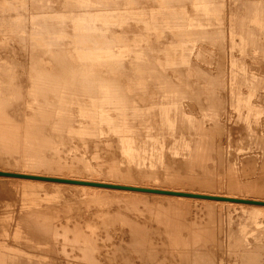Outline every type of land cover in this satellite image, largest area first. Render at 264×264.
Here are the masks:
<instances>
[{"label": "rangeland", "instance_id": "rangeland-1", "mask_svg": "<svg viewBox=\"0 0 264 264\" xmlns=\"http://www.w3.org/2000/svg\"><path fill=\"white\" fill-rule=\"evenodd\" d=\"M23 1L28 4V0ZM51 1L55 3L54 0H35L41 9H57L58 4L53 5ZM133 1L137 3L135 7L140 8L138 11L148 10L147 0ZM210 1L212 0L208 1L209 6L213 10L208 17L202 16L203 18L198 20V16L193 15L196 18L194 22L199 25L192 27L193 32L190 31V35H184V38L188 37L191 41L183 63L174 64L176 67H169L165 73L159 71L168 83L160 86V91H155L148 85L146 93L132 95L131 100L138 106L153 102L151 107L144 109L147 111H144L142 116L131 113L129 115L130 135L135 138L133 145L139 149L138 152L141 151L145 155L139 162L123 151L115 134L107 133L94 124L90 126L93 119L89 118L88 114L80 113L81 109H87L84 107L86 98L75 95L79 101L75 98L74 101V94L69 96L63 90L57 91L55 95L65 102L64 107L67 106L62 109L69 113L63 110L59 113L63 114L66 124L63 119L59 122L53 117L54 120H51L56 123L51 121L50 124V130L53 128L55 131L52 137L49 136L50 131H37L33 125L35 120H31L33 117L29 112L30 108H26L25 100L31 83L35 91L36 85H41L39 82L42 77L31 78L30 64L34 57L29 44L26 46L23 43L20 49H16L20 55L9 45L8 54L12 56L13 64L19 68L18 76L21 79L17 74H12L16 78L0 75V78H3L0 82L8 84L10 79L15 78L19 86L23 84L20 92L23 90L25 96L23 97L24 93L21 95L15 91L13 100L11 98L6 106L7 115L11 116V119L9 125L0 128V170L28 171L45 176L120 184H154L157 187L182 191L264 199V36L257 33L256 42L247 44L244 51H239L240 48L230 42V32L233 31L234 20L241 15L238 6H242L241 2L253 0ZM255 1L259 7L264 6V0ZM27 4L24 6L28 8ZM122 4H127V1L109 0L96 3L95 7L116 9L123 6ZM172 8L168 9L172 11ZM21 11V14L26 12L12 8L6 11L5 15H21ZM263 11L264 9L259 17H264ZM175 13L177 14L176 10L173 14ZM186 13L189 14V11L186 10ZM178 16H167L170 17L168 22L172 27L164 26L161 33L163 43L158 44V48L169 40L170 31L177 30L178 26L174 27V24L180 21L175 18ZM23 17L26 28L24 27L20 34L24 37L28 36L26 31L31 27L34 36L43 39L46 38L44 33L48 31L47 28H51L49 31H55L58 26L63 29L61 26L67 31L70 27H47V24L44 25V22L40 21L41 18L34 17L30 12ZM136 23L133 20H124L115 28L120 32L124 30L125 35L129 37L132 36L129 30L138 31L141 27V24ZM27 24L31 27L28 28ZM157 25L161 24L157 22ZM44 29L46 30L43 31ZM69 30L72 29L68 28ZM111 31L109 29L105 33L110 35ZM51 40L52 43L55 40V45L46 42L48 49L53 50L61 45V48L54 49L57 53L59 51L56 56H60V49L64 48V55L71 49L65 36L57 37L53 34ZM156 44L139 38L132 46L137 52L140 50V56H143L142 52L145 54L148 47H156ZM26 47L29 49L26 50ZM67 55L69 58L64 57L62 61L70 59V54ZM2 57L0 54V63ZM234 60L243 64V70L233 72ZM144 61L147 62V58L140 59V63ZM125 65L126 63L119 67L116 73H121L117 76H127L129 69L127 71ZM77 73L79 78L76 79L79 81L91 78L90 74L95 75L91 71ZM50 82L49 80V84ZM130 88L134 90L135 87ZM65 92L67 96H64ZM236 92L242 93L246 98L241 104H237L236 96L233 95ZM33 96L36 97V94ZM139 96L142 99H136ZM30 101L33 102L31 108L52 102L50 97L43 96L32 97ZM54 101L58 106V102ZM116 101L112 99L104 105L106 113L113 117L119 112L122 103ZM19 102H22V105ZM80 103L82 104L79 105ZM164 108L172 127L159 130L156 128L161 123L159 116ZM71 110H74V113L70 112ZM128 111L132 110L128 107L126 113ZM12 115L15 116L14 119ZM66 117L70 118L66 121ZM113 122L116 120L113 119ZM70 129L76 130L78 136H69ZM160 132L165 136L156 146L149 139ZM80 136L82 138L78 139ZM151 178H155L156 182ZM0 179V223H8L9 217L12 218V221H9L11 224L8 226V233H0V264H39L38 260L43 258L49 261L46 264H264V220L247 241L233 244V240L238 237V229L245 222L243 212L233 206L228 208L221 202L215 204L216 200H163L158 196H150L152 193H148V190L142 191L145 194H138L143 197L121 199L113 198L109 195L112 193L86 194L80 187L67 185L63 186L60 195H56L51 183H43L42 193L48 191L46 197L41 195L35 198L23 195L16 180L14 182L7 176H0ZM15 229L17 236L14 234ZM64 230H68L69 234L78 230L82 237H86L88 244L74 243L70 238L66 240ZM16 241L26 244L18 245Z\"/></svg>", "mask_w": 264, "mask_h": 264}, {"label": "bare ground", "instance_id": "bare-ground-1", "mask_svg": "<svg viewBox=\"0 0 264 264\" xmlns=\"http://www.w3.org/2000/svg\"><path fill=\"white\" fill-rule=\"evenodd\" d=\"M54 1L55 3L51 1L53 5L58 4V6L56 5L57 9L53 8L55 10H53L52 7L51 9H47V8L41 9L40 5L37 4L35 0H28V4L25 3L23 0H0V54L3 56L1 58L2 62L0 63V75H4L6 77L11 78L12 76L15 77L12 74H17L16 76H18L19 75L18 72H20V70H18L19 68L11 61L12 56L8 54V48L10 47L9 45H11L16 51V49L21 48L23 43H25L24 45L29 44L31 46V53L33 54L34 57L32 59V63L30 64L31 65L30 74L32 75L31 78L34 76L42 77L41 82H39L41 83V85L35 84L36 90L34 91L33 83H31L30 90H28L26 93L27 94L26 95L27 99L25 100L26 108L28 109L30 108L29 112L33 117L31 118V120L32 119L35 120V122H33L34 128H36L37 131H39L40 133H44V132L46 133L50 131L51 135H49V133L48 135L52 137L53 132L55 131H53V128H51L50 130V124L52 121L51 119H53L54 117V119L59 120V122L62 119L65 122V118L63 114H59L60 111L63 110L62 107L65 106L64 105L65 102L60 98H56L57 95H55V93H57V91L59 90L66 91L69 94V96L71 93L74 94L72 95L74 97L73 98L71 97L72 99L75 98V95H78L79 97L82 96V98H86L84 99L85 101L84 107H87V109L85 110L81 109L80 113L83 115L88 114L89 118L93 119L92 120L93 123L91 122L92 124H90V126L94 124V126H99V129L106 130L107 133L115 134L117 136V140L119 141V143H121L120 145L123 147V151L130 158H132L133 160L136 159L139 162L141 158L145 155L141 153V151L138 152L137 150L139 149H136V147L133 145V140L135 138L132 135H130L131 127L129 126L128 123L129 115L131 113L142 116L144 114L143 112L147 111L144 109L151 107L153 105V102H150L147 105L138 106L135 101L131 100L132 95L146 93V86L148 85L153 90L157 91L158 88H160V86L164 85L165 83H168L167 80H164L165 77H163L159 71L165 73V71L169 69V67L174 68L176 67L175 66L176 64L180 65L181 63H183V60L185 58V53L187 52L186 50L188 49V45L191 41L190 38L188 37H187L188 39L184 38V35L185 36L190 35L191 33L190 31H192L191 30L192 27L199 25L197 22L196 23L194 22L196 18H194L195 16L193 17V15H197L198 20H201V18L203 17L207 18L210 12L213 10L209 6V2H208L209 0H149L150 2H148L147 0L146 6L149 7H147L148 8L147 11L144 10L146 12L138 11L139 7L138 6L135 7V4L137 5V3H135L133 0H126L127 4L124 5L122 4L123 6H119L116 9L95 7L96 3H102L105 1L108 2L109 0H54ZM241 3L242 6L241 5L238 6L239 10L241 11V15L238 18H236L233 22L232 25L233 31L231 30L230 32V36H231L230 42L232 43L233 46L237 45L240 48L239 51H244L245 46L247 44L249 43L253 44L254 42H256L255 37L257 33H259V36H264V17H259L260 12H262V10L264 9V6L259 7L258 2H256L255 0L249 2H241ZM24 4L29 5L28 8L24 6ZM46 4L47 3H45V5ZM116 4L118 3L116 2ZM142 4L144 5L143 1ZM139 5L141 6V3H139ZM50 6H52V4ZM170 7L171 8L173 7L172 11L168 9ZM12 8H19L21 10L23 9L26 12H23V14H21L22 13L21 11L20 12L21 15L11 14V17H8L10 16L8 14L6 16L5 12L9 11ZM184 8L189 11V14L186 13V10L184 11ZM174 10H176L179 16L176 13L173 14ZM28 12H30V14L33 15L34 17L36 16L41 18L42 20L40 21L41 22L43 21L44 25L47 24V27H50L48 25H51V27H53L52 25H62V26L66 25V27L69 25L70 27L68 28L69 29L71 28L72 30L68 31L67 28L66 29L67 31H64L65 28L61 26L60 28L63 29H59V26L58 28L56 26V28L58 29V30L56 29L57 31L56 30L49 31L51 28H47L48 31H45L46 29L43 30L45 31L44 34H46V38L43 39V38L35 37L34 36L35 34L32 32L31 29L32 27L31 26H30L31 28L28 27L27 24V27L30 28L31 31L30 29L26 31L28 32V36L24 37L23 35L20 34V32L22 31V29L26 28L24 26L25 18L23 17V15H25ZM168 15L172 17L175 15L178 16L175 18H178V20L180 21L179 22L176 21L177 24H174V27L178 26V28L177 30L170 31L168 34L169 40L161 48H158L159 45L163 43V37L161 33L164 30V26L172 27L168 22V19L170 18L167 17ZM124 20H133L138 24H141V27H139L138 31L136 29L133 30L137 32H133L129 30V33L132 32L131 33L132 36L129 35V37H127L125 35L126 33L124 32V30L123 32H120V30H117L115 28L118 24H120ZM157 22L161 25L156 26ZM109 29L112 30L111 31L112 33L110 35L105 33V31ZM182 29L184 31H182ZM53 34H55V36L57 37L65 36L68 39L67 41L68 44L67 42L66 44L71 46L69 52L67 51L70 54V59H68L69 58V55H67L68 53L65 54L66 56L62 54L63 52L62 50L64 48L60 49L61 52L60 56L57 55L59 58H61V60L55 55V54H59L58 51L59 49L57 50L58 53L54 50L57 49L58 46L57 47L55 46L56 48L54 49L53 47H51L53 50L47 48L46 42L49 43L52 41L51 39ZM139 38H141L142 40L148 43H157L156 44L157 46L148 47L146 53L143 54L142 52L143 56H140L141 55L140 50L139 52H137L136 50L133 49L132 46V44L134 42H137ZM52 44L50 46H52ZM56 44L59 45V43ZM63 44H65V42H63ZM60 46L61 45H59V47ZM27 48L28 47H26V50ZM256 51H254V53H257ZM132 53L133 56H131ZM15 56L16 55H14V57ZM67 56H68L67 58L68 60L62 61V59H64V57ZM130 57L132 58L130 59ZM128 58L130 59V61ZM141 58H147V62L144 61L140 63ZM125 63L126 65L124 67L125 69H127V71L129 69V71L127 76L125 78H122L117 76V74H120L121 72L120 73H116V72L119 70V67L124 65ZM240 70H243V64H240L237 60H234L233 72L237 73V71ZM80 71L82 72L91 71L95 75L90 74L91 78L87 77L84 79V77L87 75L85 73L86 75L85 76L83 75L84 77H82L84 80L80 78L81 81H79L76 78L78 77L77 72ZM41 72L42 74H40ZM75 74H77L76 77H74ZM15 78L10 79L8 84L0 82V125H1L0 128L4 127L5 125H9L11 116L7 115L6 106L11 98L13 100V95L15 91L19 92V94L21 93V95L24 93L23 97L25 96V92L22 90L23 87H21V85L23 84L19 86L16 83ZM18 78L20 77L18 76ZM27 80L28 79H26V81ZM49 80L51 81L50 82L51 84H49ZM136 80L139 81L136 82ZM131 86L135 87L134 90L130 88ZM20 88H22L21 92H20ZM67 93L64 96H67ZM35 94L36 97L33 96ZM233 95L236 96L237 104H241V102H244L246 100V98L243 97L242 93L236 92ZM38 96H43L44 98L50 97L52 102L50 104L42 105V106L41 105L37 106L35 104L37 107L36 108L34 107L35 109L31 108L33 103L30 101L31 98L32 97L37 98ZM139 98L142 99L141 96H139L136 99ZM14 99H16V96ZM112 99L120 102L122 101L121 104L119 103L121 105V108L118 109L119 112H117V115L115 117H113L112 115L110 116V114L106 113V111L104 110V105L110 102ZM54 100L58 102V106L55 104ZM65 100H67V98ZM21 101L24 102L23 99ZM68 102H66L67 105L69 104ZM21 103L20 105H22ZM81 104L82 103H80L79 105ZM49 106L53 108H50ZM43 107L44 109L46 108V110H44ZM128 107L132 111L131 112L128 111V113H126V109ZM64 108L66 109L67 106ZM75 109L78 110L77 108ZM72 111L74 110H71L70 112ZM67 113L69 112L67 111ZM12 116L14 119L15 116L14 115ZM68 119L66 117V121ZM113 119H115L116 122H113ZM159 119L161 123L156 129L166 130L172 127L171 121L166 114L165 108L164 111L160 114ZM68 122H70V120ZM64 124H66V122ZM71 127L74 128L73 126ZM69 133H70L69 136L75 135L76 130L70 129ZM56 134L54 133V135ZM89 134L91 135L92 133ZM76 136L78 135L76 134ZM163 136L165 135L162 132H160L151 136L149 140L151 141L152 144L157 146L160 143V140ZM81 138H82L81 136L78 137V139ZM0 173L5 174L7 177L12 178L13 181L16 180L17 182H19V185L22 188L23 195L25 196L29 195L35 198L40 197L41 195L42 197H46L47 196L46 193L48 191L43 192L45 194L42 193V190H44L43 183H47V184L51 183L55 188L56 195H60L63 192L61 191L63 190V186L67 185L69 187L71 186L80 187V190H82V192L86 194L88 192L90 193L92 192L91 194L94 195H103V194L107 195L109 193H112L109 195H112L113 198L119 197L121 199L140 198L143 197V195H138V194H145L144 192L142 193V191L148 190L147 191L148 193H152L150 194V196H158L159 199H163V200H175L178 202H188L186 200L190 201L191 198H194V200H196L197 202L198 201L212 202L216 200L214 201V203L221 202L224 206L228 208L233 206L236 209H239L243 212L244 215L243 217L245 222L243 225H241V228L238 229V237L233 240V244H239V243L242 244L245 241H247V239L253 235L252 232H254L255 229H257L264 220V199L257 197L255 198V197H248L241 195L240 196L216 195V194H212V192L197 193V192L177 190L176 188L173 189V188H167L161 186L157 187V185L154 186V184L153 186L151 185L142 186V184L137 185L134 183L120 184L115 182H106V181L92 180V179L87 180V179H78V178L52 176V175L45 176L40 174L28 173V171L14 172V171L0 170ZM41 178L51 179L56 181L53 182L44 181L41 180ZM151 180L156 182L155 178H151ZM106 186H108L109 188ZM112 186L116 188H110ZM117 187H122V188H117ZM130 188L138 189L139 191L129 190ZM150 191H157V192H150ZM9 221L10 222L12 221L11 216L9 217L8 223L6 221L0 223V233H8V226L11 224ZM64 231H65L64 238L66 240L70 238L71 240H73L72 242L74 243L82 242L84 245L88 244L86 237L85 236L82 237L78 230H75L74 234L72 233L69 234L68 230H64ZM14 234L15 236H17V229H15ZM242 240L244 242H242ZM16 243L18 245L26 244L25 242H18V241H16ZM84 249L85 251L87 250L86 248ZM33 253L34 252H32V254ZM38 263L46 264L49 263V261H47L46 258H43L38 260Z\"/></svg>", "mask_w": 264, "mask_h": 264}, {"label": "water", "instance_id": "water-1", "mask_svg": "<svg viewBox=\"0 0 264 264\" xmlns=\"http://www.w3.org/2000/svg\"><path fill=\"white\" fill-rule=\"evenodd\" d=\"M0 176H6L5 174H2V173H0ZM12 176H14V175H12ZM15 176H17V175H15ZM41 180H48V181H56V180H51V179H44V178H41ZM101 186V185H100ZM105 186V185H104ZM103 186V187H104ZM106 187H108V186H106ZM109 188V187H108ZM110 188H116V187H110ZM117 188H122V187H117ZM134 189V188H133ZM152 192H157V191H152Z\"/></svg>", "mask_w": 264, "mask_h": 264}]
</instances>
